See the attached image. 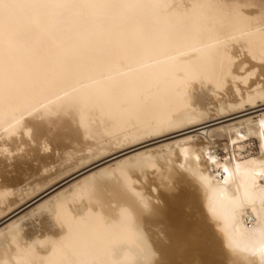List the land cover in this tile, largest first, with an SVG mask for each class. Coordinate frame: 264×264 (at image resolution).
<instances>
[{"label":"bare ground","instance_id":"1","mask_svg":"<svg viewBox=\"0 0 264 264\" xmlns=\"http://www.w3.org/2000/svg\"><path fill=\"white\" fill-rule=\"evenodd\" d=\"M0 264H264V0H0Z\"/></svg>","mask_w":264,"mask_h":264},{"label":"rangeland","instance_id":"2","mask_svg":"<svg viewBox=\"0 0 264 264\" xmlns=\"http://www.w3.org/2000/svg\"><path fill=\"white\" fill-rule=\"evenodd\" d=\"M251 112V111H250ZM250 112H247V113H245L246 115L248 114V113H250ZM245 114H242V115H245ZM241 116V115H240ZM253 117L255 116V115H252ZM252 116H250V117H252ZM233 123V122H232ZM227 125L228 124H231V122H228V123H226ZM226 124H222L221 126H223V125H226ZM214 127H217V126H212V128H214ZM199 132H201V131H199ZM152 147V146H151ZM151 147H149L148 149L146 148L145 150H143V151H148V150H151V149H154L156 146H154L153 148H151ZM233 153H234V156L237 158V159H239V160H245V159H248V158H251V157H255V156H257L258 155V153H259V149H258V144H257V142L255 141V139H250V140H248V141H246V142H244V143H241V144H237V145H235L234 147H233ZM216 153H217V155H218V158L220 159V160H223L224 159V157H225V154H226V152L222 149V148H218L217 150H216ZM115 162H111V163H109V164H106V166H109V165H112V164H114ZM74 177H72V178H70V179H68V180H66V181H64L63 183H61L60 185H59V189L58 190H61V189H63V186L64 187H67V186H70V185H68V184H71L73 181L74 182H76V181H78V180H76V179H74ZM73 184V183H72ZM35 205L36 204H34V205H32V206H30V207H26V208H24V209H22V210H24L23 212H22V214H24V213H26L29 209H32V208H34L35 207ZM22 210H20V211H22ZM20 215V214H19ZM18 215V216H19ZM17 219V218H16ZM32 218H30V219H27V220H25V224H30V225H28L27 226V228H36L37 227V225H39V220H38V218L36 217V219H32V220H34V221H32L31 220ZM13 220H15V218L13 219ZM13 220H10V222L11 221H13ZM28 220H29V222H28ZM35 222V223H34ZM9 223V222H8ZM7 224H4L3 226L5 227ZM33 225H35L34 227H33ZM2 226V227H3ZM41 225H39V227H40ZM34 228V230H38L39 228H37V229H35Z\"/></svg>","mask_w":264,"mask_h":264},{"label":"snow or ice","instance_id":"3","mask_svg":"<svg viewBox=\"0 0 264 264\" xmlns=\"http://www.w3.org/2000/svg\"><path fill=\"white\" fill-rule=\"evenodd\" d=\"M32 2H36V0H32ZM254 12H249L248 15H253ZM125 215H127V213H125Z\"/></svg>","mask_w":264,"mask_h":264}]
</instances>
